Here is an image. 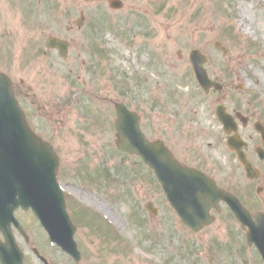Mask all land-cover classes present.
<instances>
[{
    "label": "rangeland",
    "instance_id": "1",
    "mask_svg": "<svg viewBox=\"0 0 264 264\" xmlns=\"http://www.w3.org/2000/svg\"><path fill=\"white\" fill-rule=\"evenodd\" d=\"M123 1L112 9L107 0H0V72L27 79L52 110L29 117L60 157L82 259L75 263L51 244L35 221L27 228L33 244L51 264H264L227 208L201 233L184 226L153 171L117 149L114 127V104L125 103L141 115L149 139H163L180 161L206 169L252 211L264 210L262 182L247 179L216 117L223 103L264 121V0ZM50 35L73 39L66 60L42 53ZM195 49L209 57L206 68L222 90L200 88L189 59ZM253 121L243 134L257 161ZM22 245L29 264H42Z\"/></svg>",
    "mask_w": 264,
    "mask_h": 264
},
{
    "label": "water",
    "instance_id": "2",
    "mask_svg": "<svg viewBox=\"0 0 264 264\" xmlns=\"http://www.w3.org/2000/svg\"><path fill=\"white\" fill-rule=\"evenodd\" d=\"M110 5L120 8L122 2L110 0ZM48 45L60 49L64 47L62 54L66 50V44L56 38L49 39ZM216 46L225 50L220 43ZM207 60L199 51L191 54L196 77L209 92L222 86L210 79L204 68ZM116 108L120 150L140 155L155 171L183 222L200 231L214 220L210 216L211 208H219L220 202L226 201L242 226L249 227L248 241L258 247L264 259V214L258 213L253 217L235 195L218 188L215 181L202 172L180 164L162 141H148L141 130L140 117L135 112L123 104H117ZM225 109L222 105L217 108L218 118L228 134L237 132L234 118ZM228 139L230 147L238 152L248 175L255 177L252 164L242 150L243 142L239 135ZM259 153L264 158V152ZM57 166L58 158L52 148L30 130L13 93L11 80L0 73V229L7 238L6 244H0L2 264H23V253L10 231L13 212L20 205L26 209L31 207L52 240L79 260L80 253L73 240L75 227L66 211L64 195L57 182ZM146 207L155 214L151 203Z\"/></svg>",
    "mask_w": 264,
    "mask_h": 264
},
{
    "label": "flooded vegetation",
    "instance_id": "3",
    "mask_svg": "<svg viewBox=\"0 0 264 264\" xmlns=\"http://www.w3.org/2000/svg\"><path fill=\"white\" fill-rule=\"evenodd\" d=\"M74 28L75 27L72 25L70 30H74ZM87 38H89L88 35H87ZM66 40L69 42V46L71 48V45L73 43V39L67 38ZM39 51H41V50H39ZM42 53L45 54L46 57L49 55V53H52L53 59H61V56H60V53H59L58 50L45 49V50L42 51ZM83 63L86 64V61H83ZM25 87H27L28 91L29 90L33 91L31 85L28 84V80L27 79L21 78L19 80V82L15 84V88H16V90L18 92V96H19L20 102H21L22 106L24 107V109L26 111V114H27V117L29 118V122L31 124L32 129L38 135L42 136L41 135V132H39V130L43 129V125H41L40 121H38L36 123V127L37 128H35L32 125L29 116L33 113V110H36V109H37V111H40V110L47 111V110H49V112H51L52 110L49 107L47 100H43V97L40 96L39 94H37L36 92H33L30 95V93H28L25 90ZM30 97L32 98L31 102L27 101V99H29ZM41 99L43 100V102L40 105H36L37 101H41ZM109 102L112 103V101H110V100H109ZM245 115L247 116L248 124L243 125L241 127L242 136L243 137H244V134L243 133L245 132V130L248 129V127L250 126V124L253 121L252 120V118H253V115L252 114L245 113ZM41 117H46V116H41ZM259 120H261V119H259ZM255 121H257V119H255L253 122H255ZM261 121H263V120H261ZM59 122H61V121H59ZM256 133H257V135H258V137L260 139V144H257V147L255 148V153H256L257 161H255L254 159H253L254 161H252L251 159L250 160L253 162L254 166L256 168H258V170H259V177L255 181H257L258 183L259 182H262V186H259V188L261 190H264V161L258 156V154L256 152V149L258 147H263L264 148V139L262 138V136H261L260 133H258L257 131H256ZM244 139L248 142L247 143L248 146L246 148V152H247V154H249V151L251 150L252 145H255V144H254L253 139H252L251 136H250V138L249 137H244ZM52 140L53 139H50V142L53 144V141ZM53 146H54V144H53ZM182 162L184 164H186V165L191 166V167L198 168V169L204 171L205 173L207 172L206 169L202 168L201 166L196 165V163H189V162H185V161H182ZM207 174L209 175L210 173L207 172ZM15 215L18 218V220L20 221V224L22 225V227H23V229H24V231L26 233L25 236H24L20 232V230L18 228H16L15 225H12V231H13L16 239L19 240L20 242H22L23 244L28 245L29 248H32V246L36 245V243L33 244V242H35V240H34L35 236H34V234H32L31 231H30V233L29 232L27 233L26 231H27V228H28V231H29V224H30V222H34L35 221L36 222V225L38 226V223L36 221L37 220L36 217L34 216V214H33V212L31 210L25 211L22 208H18L16 210V212H15ZM0 240H2V241L5 240V238H4V236H3L2 233H0ZM24 264H29V259L27 258V256L25 257Z\"/></svg>",
    "mask_w": 264,
    "mask_h": 264
},
{
    "label": "bare ground",
    "instance_id": "4",
    "mask_svg": "<svg viewBox=\"0 0 264 264\" xmlns=\"http://www.w3.org/2000/svg\"><path fill=\"white\" fill-rule=\"evenodd\" d=\"M248 13H249L248 10H245V11L242 13V15L245 16V19H248V17H247ZM241 23H242V25H243V24H244V20H243ZM249 26H250V25H249ZM249 26H248V27H249ZM167 31H168V28H167ZM84 198H85L90 204H95V203H96V200H95V199H92L88 194H85V195H84ZM99 206H101V205L99 204ZM106 215L110 216L111 219L114 218V216H113L112 214H110L109 212H106Z\"/></svg>",
    "mask_w": 264,
    "mask_h": 264
}]
</instances>
